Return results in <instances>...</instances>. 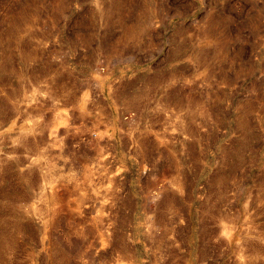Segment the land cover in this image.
<instances>
[{
	"label": "rangeland",
	"instance_id": "rangeland-1",
	"mask_svg": "<svg viewBox=\"0 0 264 264\" xmlns=\"http://www.w3.org/2000/svg\"><path fill=\"white\" fill-rule=\"evenodd\" d=\"M0 264H264V0H0Z\"/></svg>",
	"mask_w": 264,
	"mask_h": 264
},
{
	"label": "bare ground",
	"instance_id": "bare-ground-1",
	"mask_svg": "<svg viewBox=\"0 0 264 264\" xmlns=\"http://www.w3.org/2000/svg\"><path fill=\"white\" fill-rule=\"evenodd\" d=\"M142 8L137 12V17H136V20H135V25L132 26V27H128V28H125V31H124V34L125 36L127 37H133V38H136V39H141L142 38V34H143V30H144V26L145 24L142 22ZM23 19V18H22ZM21 22V21H20ZM18 22V18L16 19V22H12V25L14 27H18L19 26V23ZM142 31V32H141ZM180 49V48H179ZM178 51V50H177ZM179 52V51H178ZM176 55V54H175ZM141 96V94H140ZM143 96V95H142ZM138 97V96H137ZM128 98V97H127ZM141 98V97H140ZM143 98V97H142ZM129 99V98H128ZM141 101V100H140ZM127 102V101H126ZM131 102V101H130ZM136 103V102H135ZM139 103V102H138ZM137 104V103H136ZM132 106V105H131Z\"/></svg>",
	"mask_w": 264,
	"mask_h": 264
},
{
	"label": "crops",
	"instance_id": "crops-1",
	"mask_svg": "<svg viewBox=\"0 0 264 264\" xmlns=\"http://www.w3.org/2000/svg\"><path fill=\"white\" fill-rule=\"evenodd\" d=\"M139 108V107H138ZM155 146H153L152 148H154ZM165 156H167V157H171L170 156V153H168V154H166ZM173 163V162H172Z\"/></svg>",
	"mask_w": 264,
	"mask_h": 264
}]
</instances>
